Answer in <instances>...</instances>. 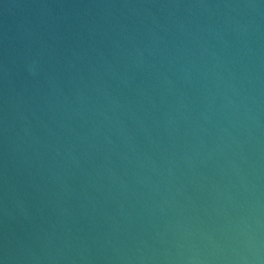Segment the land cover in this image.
Here are the masks:
<instances>
[{"label":"water","instance_id":"obj_1","mask_svg":"<svg viewBox=\"0 0 264 264\" xmlns=\"http://www.w3.org/2000/svg\"><path fill=\"white\" fill-rule=\"evenodd\" d=\"M0 264H264V0H0Z\"/></svg>","mask_w":264,"mask_h":264}]
</instances>
